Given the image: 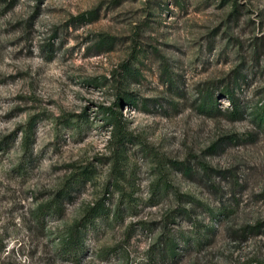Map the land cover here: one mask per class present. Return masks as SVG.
<instances>
[{"label":"rangeland","instance_id":"1","mask_svg":"<svg viewBox=\"0 0 264 264\" xmlns=\"http://www.w3.org/2000/svg\"><path fill=\"white\" fill-rule=\"evenodd\" d=\"M263 103L264 0H0V264H264Z\"/></svg>","mask_w":264,"mask_h":264},{"label":"trees","instance_id":"2","mask_svg":"<svg viewBox=\"0 0 264 264\" xmlns=\"http://www.w3.org/2000/svg\"><path fill=\"white\" fill-rule=\"evenodd\" d=\"M77 19L81 20L82 22H91L98 18V9L88 10L80 13L77 17ZM115 43L114 38L107 36V35H101L97 42V46L102 50L105 49V47H113ZM232 103L236 105L234 111L236 113H240V110L237 107L236 99L231 94L229 95ZM207 99H205L204 107H207ZM210 109H213V103L210 102ZM107 114H110L113 117V124L115 129V135L117 136L118 141L123 140L127 135V126L126 122L123 119V116L121 113L118 115L116 114L115 110L113 111L111 108H106ZM256 118L259 122L264 124V103L262 104V107L256 112ZM32 123V122H31ZM33 134H32V126L30 125L29 128L26 130L24 134V157H26L30 153V149L33 144ZM186 171H190L189 169H186ZM82 181H84L83 176H77L76 174H73L70 178V181H67L62 189L60 190L58 196H56L55 199L50 200L48 204L42 205L40 209L39 219L43 215H45L47 212H53V214L57 211H61L62 207L60 206L61 200L58 197H65L66 195L70 194V189H75L76 186H78ZM106 196L98 200L95 204L90 205L86 211L83 213V215L75 220L72 224L67 226L63 233L58 238V252L62 256L66 257H73L76 260H80L82 256H84L88 251V246L86 244V238L88 236V233L90 231H97L99 228V220L101 218H105L107 216H110L111 209L108 208L105 204ZM259 225V224H258ZM257 225V226H258ZM257 226H253L257 227ZM260 227V225L258 226ZM175 247L176 245L172 242L169 243V251L170 254H175ZM120 253L122 252V249H120V246H114L112 248L103 250V256L102 259H107L112 252L118 251Z\"/></svg>","mask_w":264,"mask_h":264}]
</instances>
